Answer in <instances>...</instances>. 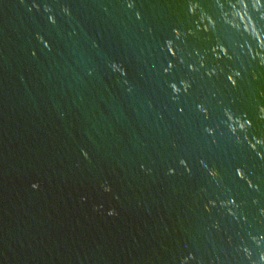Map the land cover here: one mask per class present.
Segmentation results:
<instances>
[{"label":"water","instance_id":"1","mask_svg":"<svg viewBox=\"0 0 264 264\" xmlns=\"http://www.w3.org/2000/svg\"><path fill=\"white\" fill-rule=\"evenodd\" d=\"M0 264H264V0H0Z\"/></svg>","mask_w":264,"mask_h":264}]
</instances>
